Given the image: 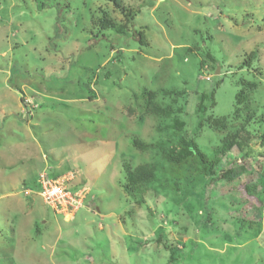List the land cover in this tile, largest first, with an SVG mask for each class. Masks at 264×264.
Returning a JSON list of instances; mask_svg holds the SVG:
<instances>
[{"label": "rangeland", "instance_id": "obj_1", "mask_svg": "<svg viewBox=\"0 0 264 264\" xmlns=\"http://www.w3.org/2000/svg\"><path fill=\"white\" fill-rule=\"evenodd\" d=\"M119 1L133 20L101 31L106 0H0V264H264V0ZM159 89L173 112L139 118ZM210 92L225 129L190 135ZM238 131L244 169L217 151ZM192 143L211 173L178 162ZM125 164L154 172L142 205ZM41 173L85 194L71 221L23 194Z\"/></svg>", "mask_w": 264, "mask_h": 264}, {"label": "trees", "instance_id": "obj_2", "mask_svg": "<svg viewBox=\"0 0 264 264\" xmlns=\"http://www.w3.org/2000/svg\"><path fill=\"white\" fill-rule=\"evenodd\" d=\"M106 1L112 5V9L114 11L113 14L116 13L118 15H121L123 18V21H115V20H117V19H115L116 17L111 18L109 16V13L104 12V13H102V16L99 19H97V21L95 20L97 22L96 26H97L98 30L105 31V30H109L111 28H115L117 26H118V28H122V27H124V25L125 26L127 25L128 21L133 20V18L135 16V12L131 8L125 7L123 5V3H121L119 0H106ZM91 22H93V21L91 20ZM139 41H140V43L142 42L141 39H139ZM254 56H255V52H251L248 55V58L251 59ZM245 62L246 61L243 62V65L245 64ZM252 86H254V85H250L249 87H252ZM157 93L165 94L166 91L159 89L155 93H152V92L144 90L140 93V99L143 102L141 104L138 103L137 108L140 111V115H141L139 118H145L147 115H152V116L153 115H158V116L168 115L169 116L173 112L170 109V107L160 106V105L155 104L153 102ZM245 94H246V89H242L236 95V104L242 106L243 112L245 113L246 116H248V115L252 116L253 113L249 109L250 107L246 102ZM208 96H210V99L208 101L212 102L213 92H210L209 95H206L205 93H202L200 95L199 101L196 105L197 111H198L197 125H196L195 130L193 132H191L190 135L191 134L195 135V134L201 133L202 129L205 127L210 129V130H215V131L220 132V133H222V131L225 129V127L223 125H224L226 119L220 120V119H215L213 117L212 118L211 117H204L205 113L207 111V106L205 104V101H206ZM213 105H214V103H211L212 107H213ZM238 112H239V109L237 108L235 110L234 114L237 115ZM250 116L247 118L248 120L251 119ZM176 120L177 119H175V121H174V126L176 128H173V129H178L179 131H181L182 130L181 128L183 127V123L178 122ZM258 139H259L260 146L264 147V132L258 137ZM188 144H190V143H188ZM249 144H250V139L248 137H245V138L242 137L240 135V131H238L235 134H233V133L227 134L223 138V140L221 141V144L218 147L217 151L221 155L226 156L225 159H230L231 161L233 160L232 155L235 156L237 153H239L238 155H240V157H243V159L241 161H239L240 159L238 157V162H236V163L242 169H244V167L249 162L247 160L248 153L246 151L247 148L249 147ZM194 145L195 144L192 143L190 146H187L186 148H183V149L179 148V150L176 152V154L180 155L181 160H179L178 162L182 163L186 158L192 156L191 151H193V153H195V156L198 155L197 159L201 163L202 169H207V171H208L209 165L206 162V158L203 157L202 155L198 154L197 149ZM192 147L194 150L192 149ZM245 148H246V150H245ZM236 163H233V164H236ZM160 167L161 166L157 165L156 169L160 168ZM123 171H124L123 178L125 179V184L122 185L123 192L126 193V195L131 196L134 199L136 204L142 205L143 199H142L141 195L147 191L146 185L149 184L150 182H154L156 180L155 176H154V172H151V169H148V167L137 168L134 171H131L129 165H127V164L124 165ZM211 172L212 171H208V173H211ZM201 174L202 173L200 172V175ZM190 175H193V174H190ZM46 176H47V174H46ZM47 177L51 178V179H57L60 176H53V177L47 176ZM182 178H184V176H182ZM221 178L225 179L226 177L224 174H221ZM69 182L70 181H65V186L69 190L75 191L72 188L68 187V185L70 184ZM38 186H39L38 189H36L35 191L25 190V192L28 191L29 193L32 194V193H37L40 190L39 177H38Z\"/></svg>", "mask_w": 264, "mask_h": 264}, {"label": "built area", "instance_id": "obj_3", "mask_svg": "<svg viewBox=\"0 0 264 264\" xmlns=\"http://www.w3.org/2000/svg\"><path fill=\"white\" fill-rule=\"evenodd\" d=\"M65 181L70 180L66 177L51 179L42 173L39 175L40 190L36 194L53 213L62 216L65 221H71L82 206L85 194L80 195L78 191L69 190L65 186ZM24 194L30 193L26 191Z\"/></svg>", "mask_w": 264, "mask_h": 264}, {"label": "clouds", "instance_id": "obj_4", "mask_svg": "<svg viewBox=\"0 0 264 264\" xmlns=\"http://www.w3.org/2000/svg\"><path fill=\"white\" fill-rule=\"evenodd\" d=\"M206 80H207V79H206ZM47 176H48V175H47ZM60 177H63V176H60ZM60 177H59V178H60ZM24 192H25V191H24ZM30 194H31V193H30ZM30 194H29V195H30ZM35 194H36V193H35ZM24 195H25V194H24ZM29 195H25V196H29ZM36 195H37V194H36ZM84 199H85V198H84ZM66 222H68V221H66Z\"/></svg>", "mask_w": 264, "mask_h": 264}, {"label": "bare ground", "instance_id": "obj_5", "mask_svg": "<svg viewBox=\"0 0 264 264\" xmlns=\"http://www.w3.org/2000/svg\"><path fill=\"white\" fill-rule=\"evenodd\" d=\"M84 200V199H83ZM82 204H83V202H82Z\"/></svg>", "mask_w": 264, "mask_h": 264}]
</instances>
